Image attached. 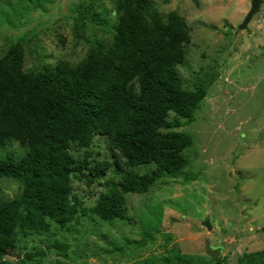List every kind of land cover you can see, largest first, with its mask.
Segmentation results:
<instances>
[{"label": "rangeland", "instance_id": "1", "mask_svg": "<svg viewBox=\"0 0 264 264\" xmlns=\"http://www.w3.org/2000/svg\"><path fill=\"white\" fill-rule=\"evenodd\" d=\"M153 1L190 28L177 69L184 88L204 95L193 118H180L175 130L191 137L183 155L193 178L163 175L144 192H125L129 221L86 213L62 226L47 218V228L27 234L7 227L3 258L11 264H214L216 256L221 264H248L245 254L264 251V0L246 29L237 26L251 0ZM79 10L97 19L80 21ZM118 17L114 0H0V58L18 44L24 72L60 60L76 66L95 40L109 43ZM69 152L114 162L101 134H93L88 149L72 144ZM23 153L17 142L0 146V159ZM114 166L91 181L71 176V194L82 207L91 208L117 185ZM152 168L132 167L139 173ZM20 192L17 180L0 179V201L14 203Z\"/></svg>", "mask_w": 264, "mask_h": 264}, {"label": "trees", "instance_id": "2", "mask_svg": "<svg viewBox=\"0 0 264 264\" xmlns=\"http://www.w3.org/2000/svg\"><path fill=\"white\" fill-rule=\"evenodd\" d=\"M114 1L119 13L114 35L109 43L95 40L78 65L60 60L24 72L18 44L0 58V146L17 142L24 148L16 159H0V179L21 185L14 203L0 201V264H11L3 258L7 227L27 234L47 228V218L62 226L86 213L129 221L125 192H144L163 175L194 176L185 173L183 155L191 137L175 130L180 118H193L204 95L184 88L177 69L190 28L174 10L160 12L153 0ZM77 12L80 21L97 19L88 10ZM94 133L107 136L114 162L69 152L72 144L88 149ZM112 164L120 175L117 185L101 192L91 208L82 207L71 194V176L99 179ZM149 164L154 168L144 173L132 169ZM247 255L248 264L263 262L264 251Z\"/></svg>", "mask_w": 264, "mask_h": 264}, {"label": "water", "instance_id": "3", "mask_svg": "<svg viewBox=\"0 0 264 264\" xmlns=\"http://www.w3.org/2000/svg\"><path fill=\"white\" fill-rule=\"evenodd\" d=\"M262 0H251L250 8L246 15L244 16L243 20L238 24V29H246L248 26V23L252 19L253 15L258 11L260 4ZM203 224L207 226L208 229L211 228L210 223L207 220L203 221Z\"/></svg>", "mask_w": 264, "mask_h": 264}]
</instances>
